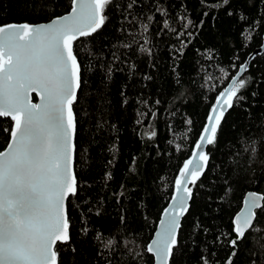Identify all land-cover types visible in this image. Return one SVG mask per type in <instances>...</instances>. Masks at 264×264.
I'll return each mask as SVG.
<instances>
[{
  "label": "trees",
  "instance_id": "trees-1",
  "mask_svg": "<svg viewBox=\"0 0 264 264\" xmlns=\"http://www.w3.org/2000/svg\"><path fill=\"white\" fill-rule=\"evenodd\" d=\"M71 8L72 0H0V25L47 22ZM106 15L101 30L73 44L79 187L67 201L70 238L55 246L58 264H153L146 249L180 169L217 96L263 43L264 0H112ZM240 76L243 99L206 145L170 264H226L234 251V264H264V210L229 244L245 192L264 191V50ZM12 123L0 118V150Z\"/></svg>",
  "mask_w": 264,
  "mask_h": 264
},
{
  "label": "snow or ice",
  "instance_id": "snow-or-ice-1",
  "mask_svg": "<svg viewBox=\"0 0 264 264\" xmlns=\"http://www.w3.org/2000/svg\"><path fill=\"white\" fill-rule=\"evenodd\" d=\"M111 3L72 0L69 14L48 23L0 25V118L13 121L11 141L0 151V264H58L55 246L70 238L66 202L78 195L79 187L72 170L76 133L73 104L82 83L73 44L105 26ZM141 50L149 51L146 47ZM245 70L246 64H241L239 71ZM232 79L217 96L196 144L199 152L194 151L193 158L181 168L171 211L164 210L166 220H161V230L147 246L157 264H169L178 244L181 217L189 211L193 187L208 165L205 145L217 142L225 113L235 100L243 99L238 94L245 81ZM31 92L39 95L40 103L31 102ZM261 201L264 196L251 194L246 207L234 218L236 237L229 241L233 248L254 227V209L264 210ZM235 255L232 252L226 264H234Z\"/></svg>",
  "mask_w": 264,
  "mask_h": 264
},
{
  "label": "water",
  "instance_id": "water-1",
  "mask_svg": "<svg viewBox=\"0 0 264 264\" xmlns=\"http://www.w3.org/2000/svg\"><path fill=\"white\" fill-rule=\"evenodd\" d=\"M71 12V9H70V11L68 12V13H66V14H64V15H67V14H69ZM64 15H61L60 17H62V16H64ZM54 18H58V17H54ZM53 18V19H54ZM52 20V19H51ZM51 20H49V21H47V22H42V23H48V22H50ZM42 23H36V24H42ZM36 24H31V25H36ZM263 36V43H262V45L260 46V47H258L257 49L255 48L248 56H247V58H246V60H245V62H243V64H246V68H247V66H248V64H249V61H251V59L256 55V54H259V53H261L263 50H264V34L262 35ZM240 68V67H239ZM243 74V72L241 73L240 71H239V69H238V71H237V73L235 74V75H233V77H235L236 78V80L238 81L239 80V78L241 77L240 75H242ZM232 77V78H233ZM233 83V79H231L229 82H228V84H227V86L225 87V88H227V87H229L231 84ZM224 88V89H225ZM223 89V90H224ZM33 95H36L35 97H37V99H36V101L35 100H33ZM29 96H30V99H31V102L32 103H40L41 102V100H40V97H39V95H37V93L36 92H31L30 94H29ZM216 103V102H215ZM207 123H208V121H207ZM13 124V123H12ZM11 141V134H10V137H9V141H8V143ZM200 142V139H199V141H197V143H199ZM8 143H7V145H8ZM73 144H74V140H73ZM7 145L5 146V148H3V149H1L0 151H5L6 149H7ZM206 150V145H205V147H204V151ZM194 151L195 152H199V149H197L196 147H195V149H194ZM193 151V152H194ZM193 158V154L191 155V158L190 159H192ZM74 151H73V156H72V170H73V173H74ZM181 170V169H180ZM178 178H180V172H179V174H178ZM189 186V185H188ZM256 194L257 196H264V191H263V193H258V192H255V191H247V192H245V194H244V197H243V199H242V204L240 205V209L236 212V214L234 215V218L238 215V214H241V212H242V210L246 207V205H245V201L246 200H248L249 198H250V196H251V194ZM173 195H177V193H176V188H175V192H174V194ZM173 195H172V197H173ZM67 203V202H66ZM173 203V200L171 199V201H170V203L167 205V207L166 208H164L163 210H165V209H169L170 211H171V209L169 208V206H170V204H172ZM263 203V201H261V204ZM188 204H189V201H188ZM256 210L257 209H254V212L256 213ZM234 218L232 219V220H234ZM162 219H165L166 220V217H165V215H164V211L162 212V214H161V216H160V219H159V221L157 222V226H156V229H155V231H154V233H153V235H152V238H151V240H150V242H149V244L152 242V240H154V239H156V234H157V232L158 231H160L161 230V228H162V225H161V220ZM181 219H182V217H181ZM152 256H153V254H151ZM170 261V260H169ZM153 264H157V261H156V259H155V257L153 256ZM169 264H170V262H169Z\"/></svg>",
  "mask_w": 264,
  "mask_h": 264
}]
</instances>
